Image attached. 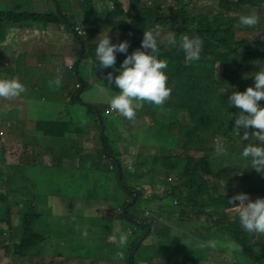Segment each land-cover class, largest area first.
<instances>
[{
	"label": "trees",
	"instance_id": "16d2710c",
	"mask_svg": "<svg viewBox=\"0 0 264 264\" xmlns=\"http://www.w3.org/2000/svg\"><path fill=\"white\" fill-rule=\"evenodd\" d=\"M174 1L178 8H175L176 12H174L169 7V15H164L156 3L149 5L151 3L144 4L136 0L135 4L138 6H133L130 0L110 2L116 16L132 18L130 26L135 34L141 35V39H143L144 31L152 30L157 37V34H162L164 30H172V25L178 19L183 26L184 35L190 38L200 37L203 41L200 60L186 66L185 54L179 46L180 38L176 39L175 46L170 45L168 40L163 42L160 38H156L158 56H160L158 59L168 61L166 75L169 83L172 84V97L175 99L167 103L166 107H170L169 110L165 108L159 118L151 113L140 115L137 111L135 123H139L140 120L143 128L158 129L160 137L166 140L165 146H159L162 151L153 159L154 163H136V170L133 172L127 170L126 178L120 165L122 175L119 178V171L112 157L119 162V153L122 152L120 145L130 146L131 141L129 139L118 141L115 133L117 129L125 125V129L131 134L129 126L137 125L128 120L125 122L126 119L116 113L115 116L119 122H108L103 116L114 115L109 104L103 114L96 107V103L85 105V113L89 119L83 122L85 125L81 123L82 121L74 123L71 116L73 110L69 114L68 108L53 121L34 120L32 130L21 133L22 145L18 144L17 163H6L3 157L6 147H0V189H3L0 190V226L4 225L6 228L0 227V242L7 244L0 247V253L6 259L3 264H16L15 259L18 258L36 257L42 253V244L46 242L50 243L52 252L62 248V252L58 253V259L75 258L73 249L66 250L64 242L74 246L79 244L78 246L86 252L87 243L92 244L94 241L98 242L99 250L104 248V244L106 245L104 250L107 255L109 249L112 254L123 251L125 264H138L135 260L136 251L133 259L129 258L130 253L136 246L138 249L139 245L143 247L140 240L158 236L143 220L139 219L135 210L131 211V206L128 204L133 196L121 186L128 188V182L131 181V188L140 191L138 199L141 200L142 193H145V184L138 182L136 178H142L149 170L157 166L169 174L164 179L159 177L156 183L168 184L167 178L171 175L170 172L177 174V182L170 185V192H165L163 198L166 201H175L178 215L174 218L178 220V223L172 224L169 233L176 234L175 236L180 239L167 251L161 243L162 247H158L156 253H159V257L150 259V264L155 261L156 264H197L200 261H209V253H212L211 261L214 264H264V235L245 232L240 227L239 216L234 205L228 204V200L237 194H225L220 191L221 182L230 178L228 168L231 165L240 169L236 179L227 181L240 183L244 194H247L252 201H255L257 197L264 198V174L253 175L251 171L254 169L251 168L250 158L242 156L246 143L239 142L234 129V116L239 114V109L231 107L228 102L232 92H243L246 88L254 86L255 74L264 70L262 69L264 42H252L237 37L236 33L240 29L236 30V22L241 12L238 17H230V14L237 13L243 6L258 7L264 0H219L215 15L195 16V18H191V12L194 9L191 0ZM78 2L84 6L87 5L86 2L91 5L93 0H78ZM56 3H58L57 0ZM20 5L15 11H0V54L7 49V46H3L4 35L6 33L11 35L10 32L15 33L14 29L30 30L35 25H40L60 30V22L70 23L65 13L59 15V9L56 7L54 12L39 14L27 12L23 4ZM87 10H89L88 16H93L91 10ZM87 26H84L86 30ZM74 27L71 25L72 29ZM80 28L86 31L85 28L81 26ZM179 35H181L180 32ZM14 37L15 35L10 39ZM77 39L81 41V38L77 37ZM83 42L84 40L82 44ZM141 50L144 51L142 48ZM82 58L83 60L87 58L86 53ZM98 63L99 61L97 65L100 66ZM1 76L3 75H0V79H2ZM82 85V88L71 93L68 104L70 101V104L76 101V94L86 86L84 82ZM259 103L261 107H264V101ZM90 107L95 108L101 117L102 130H100L96 113ZM165 118L171 121L166 124ZM55 122L69 126L64 133L59 130L58 133L52 132L55 137H52L50 145L47 146L53 153L49 165L41 162L35 164L32 160L33 154L26 153L37 143L32 131L40 130V124H46L42 130L51 132L47 130V127ZM83 129L87 130L83 131ZM76 130L83 132H76ZM248 131L251 134L252 129ZM91 132L95 133L96 139L99 140V150L90 152L81 146L76 147L79 138ZM40 134L39 144L41 145L45 139L44 134ZM202 134L219 136L228 143L221 163L218 162L214 153L203 149ZM242 134L243 129H241ZM12 135L15 136L13 133ZM165 150L170 151L165 152ZM85 154H90L92 161L85 163L82 158ZM32 167V170L38 171V177L30 175L26 170ZM45 171L52 177H48V173L43 174ZM53 172L58 173V176L54 177ZM42 178L54 181L52 189L45 195L39 188ZM242 189L239 188L238 191L243 193ZM64 197L68 198L71 211L79 209V207L75 208L77 204L93 200L92 202L100 205L99 209L106 206V212L115 213V219L100 217L98 222L93 224L96 230L94 232L87 230V239L81 236L78 242L68 240L72 238L64 235L68 227L76 236L81 235L84 228L81 218L74 217L72 212L68 214V211H61L58 207L51 205L43 208V205L50 203L53 199L64 202ZM115 208L121 211L117 213ZM13 216L18 218L17 225L12 223ZM168 221H170L169 217ZM182 222L197 233L198 239L189 243V237L175 227ZM77 227L80 230H77ZM41 229L45 232L44 236L38 232ZM123 230H131V235H129L127 247L118 249L117 244L110 239L112 234H107L114 233L118 236V232ZM5 232L7 234H4ZM220 243L228 246L230 251L222 249ZM201 245L204 246L201 247ZM216 252L221 256L220 259H214L213 254ZM220 253H224L226 257ZM98 257H102L101 252ZM86 258L87 256L82 254L79 256L83 264L88 262ZM139 258L142 260L141 264H147L144 258L141 256ZM115 259L122 261L116 255Z\"/></svg>",
	"mask_w": 264,
	"mask_h": 264
},
{
	"label": "rangeland",
	"instance_id": "374dc122",
	"mask_svg": "<svg viewBox=\"0 0 264 264\" xmlns=\"http://www.w3.org/2000/svg\"><path fill=\"white\" fill-rule=\"evenodd\" d=\"M9 2V0H7ZM27 4L30 5V3L28 2V0H24ZM60 1V2H59ZM57 0L58 2V7L59 8V15H63L64 13L66 14L68 20L70 21V23H61L60 25L62 26L61 31H63L62 33H64V36L61 34H56V37L58 38L53 40V37H50L48 39L49 44H58L61 47V51L64 52V50L67 52V50L64 48V42H66L71 48H75L77 49L78 52L81 53V45L86 47V55L90 58H92L90 60V58H88L86 61L82 62L79 61L80 59V55L79 57H74L73 58V64L75 65V67H77V71H78V76L72 74L74 73V65L72 64V68L71 70H68L67 68H63L64 72L68 73L73 81H79V78H81L83 80V82L85 83V88L81 89L80 93H77L79 95V99L77 100L75 98V102L73 104H70L71 101L68 102L62 98V96L57 97L54 94H50L49 98L47 99V97L45 98V102L41 100V95L39 97V104H36L35 106V101L33 99H30L27 95V92L22 93L24 95H26L25 99H29V101H25V99L23 101H16L14 103H5L3 101H0V133H4L3 136L0 137V147L2 148V146L6 147L3 153V157L6 163L10 164V163H17L18 159L16 158V154L19 151V145H22L21 143V134L20 132L22 131H26V130H31L33 128V121L35 119H40L41 117H43L44 119H41V121H53L54 119H56L59 116H56L54 118H52L54 115H57L58 113V105L60 103H63V108L66 109L68 108V112L70 114V111L73 110L71 112V116L74 119V123H77L75 121H82L81 123L84 124L83 122H85L86 120L89 121L86 113H85V105H90V103H92L93 105H95V103L97 104L96 107H98V109L102 112L104 109L106 108V106L109 104L108 100L111 96L117 95L119 89L114 85L111 84L109 85L108 82L105 79H100V80H94L91 78L90 73L91 71H101V72H105L106 70L109 71L111 70V73L113 74V76L118 75V71L120 70V65L122 64L123 60L126 58L125 54L122 53H116V64L114 65V67L112 68H101L100 66L97 65L98 59H94L93 57H96L95 55V48L98 45L99 41L101 39H103L106 35L109 36L110 38V43H115L116 44L118 42H123V41H127L129 38L127 37V35L129 34V30L130 33L132 32V29H130V21L132 20L131 17L128 16H123V17H119L116 16L112 10L113 7H111L110 2L113 0H93V2L90 3L86 2L87 5H80L78 0ZM142 3L144 4H149V5H153L154 3H156V5H159L161 8V11L164 15H169L168 9L169 7L172 8V10L174 12L175 8L177 9L178 6H176V2L174 0H140ZM208 3L213 4V8H209L206 10H201V8L198 9V3L199 0H195L194 4L195 7L198 9L199 13L201 15H215L218 11L217 8V3L219 0H206ZM54 0H35V2H31V4H34L35 8H44L46 9V11L49 9V13L54 12L55 8L53 5ZM62 2V3H61ZM64 2V4H63ZM131 5L133 6H138L136 5V0H130ZM38 5V6H37ZM24 6H26V4H24ZM23 6V7H24ZM40 8V9H41ZM52 8V9H51ZM6 9V5H5V0H0V11H5ZM40 9H36V13L42 14L40 12ZM85 9V10H84ZM90 9L92 12L93 16H88V12ZM255 11V13L259 16V23L255 26V27H245V26H241L238 23V26L236 27L237 29H241L240 31H238V33H236L237 37H240L241 39H247L249 41H259V42H264V1L262 5H259L258 7H254L253 5L251 6H243V8L241 9V15H248L250 14L252 11ZM197 12V10H196ZM161 13V14H162ZM162 14V15H163ZM87 16V17H86ZM97 17V18H95ZM89 19V18H94V20H96V24H89L87 26V31L86 33L88 34L86 37L81 38V41H79L75 35V33L73 32L71 25L75 26V27H80V25H82L83 27L85 26V20ZM107 18H111V22L113 25H116L114 27V29L109 26L106 27L104 25V23L107 21ZM80 24V25H79ZM183 26L180 24L179 20H176V22L172 25V30H164V32L162 34H157V39H161V41H166L168 40L170 34L172 32L176 33V39L180 38L182 39V36L184 35V33H182ZM160 31V30H159ZM179 32L181 33V35H179ZM139 35V34H137ZM28 36H25V38H27ZM64 37V38H63ZM1 39V38H0ZM4 39V38H3ZM82 40H84L83 44H82ZM88 40V41H87ZM115 41V42H114ZM95 43L96 45L93 48V52L91 50H89L87 48V43ZM128 42V41H127ZM18 42H14L12 44V51H17L15 54V58L18 56L19 51H18ZM5 60V59H4ZM90 60V62H89ZM96 60V61H95ZM9 61V60H7ZM7 61H4L3 63L0 61V67L1 64L3 65V71L4 73H8L9 72V63ZM62 63V61H61ZM92 63V64H91ZM99 64V63H98ZM100 65V64H99ZM118 66V69H117ZM262 69H264V66H262ZM114 70V71H113ZM2 72L0 71V75L2 74ZM89 78H88V76ZM2 79H9L8 77H4L1 76ZM60 77H62V80L64 81V74L60 75ZM64 83L67 85L66 87L68 88V91H70V95L71 93L75 92L74 89V85L72 80H66L64 81ZM64 84V86H65ZM169 87H172L171 83H168ZM25 88L30 89L32 88V86L27 83V86H25ZM76 94V95H77ZM171 96H173V92L171 93ZM23 98V97H21ZM43 98V97H42ZM62 99V100H61ZM64 99V101H63ZM173 99V100H172ZM174 97H170V99L166 102V104L163 106L162 110H164L165 108H167V103L168 102H172L174 101ZM71 100V99H70ZM172 100V101H171ZM145 104V103H144ZM170 108V107H169ZM169 108H167L169 110ZM167 110V111H168ZM114 115H107V116H103L108 122L113 121V122H119V119L115 116V112H112ZM162 112H160L159 114H161ZM174 115V112H172ZM69 118V117H68ZM171 120L168 118H165V122L166 124H168ZM12 122H14L17 127L16 129L12 128ZM125 122H127V120H125ZM46 124H40L39 129L37 130L36 133V137L38 139H41V134H44V139L45 141L42 142V144L40 145L38 141L36 144H34L35 146L30 147L27 150V154L31 155L34 158H32V160L34 161L35 164L37 163H44V165H49L50 160L53 156V153L51 152L50 148H48L47 146L50 145L51 139L52 137H55L53 135L52 132H57L58 130L61 131L62 133H64L66 127H68L69 125H64V123H53L51 125H49L47 127V130H51L50 131H43L42 129L44 128ZM85 125V124H84ZM9 126V127H8ZM89 126V125H88ZM127 126V125H126ZM124 127V129H123ZM122 128L117 129V132L115 133V138L118 137V141L120 140H125V139H129L131 141V144H129L130 146H122L120 145L121 149H122V157L119 158V163L123 169V174L124 177L126 178V173H127V169H126V165L132 164V171H135V164L136 163H141V162H146V163H154L153 162V155L157 156L158 153H160L162 150L158 149L151 145L149 142L153 141L152 143H156V145L158 146H165V138L160 137V133L158 132V129H153V128H147L146 131L143 132V129L141 127H134V125H130V133L129 134L127 132V130L125 129V125H123ZM55 130V131H54ZM87 129H83V131H86ZM83 132L82 130H76ZM12 133L15 135L13 136ZM62 135V134H61ZM96 134L91 132V134H85L82 138V136L79 138L76 147L80 146L82 148H85L88 151H92V150H99L100 148V144H99V140L96 139ZM202 140H203V144L204 147L203 149L205 151H209L211 153H214V145L217 142H222L225 145V148L228 146V143L225 142L223 140V138L216 136V135H212V134H202ZM27 139L29 140V137H27ZM81 139V141H80ZM240 142V140H239ZM255 143L254 138L250 139L248 142L244 141L243 143ZM241 143V142H240ZM138 150H137V147ZM149 148L151 149H155L153 152L151 151L152 155L151 157H139V160L135 161V154L136 151L138 154H142L145 153V155H147L149 152ZM170 150H165V152H168ZM132 155V156H129ZM176 156V155H175ZM132 157H134V160H132ZM224 156L222 157H217L218 162L221 163L222 159ZM86 162H90L92 161L91 155L90 154H85L82 157ZM84 163V164H85ZM157 164V162H156ZM33 167L29 170L26 169L30 175H34L38 177V171L37 170H32ZM236 168L232 167L231 165H229L228 168V176H230V178H227L225 182H221L220 184V191L221 193H236V194H240L242 192H239L238 189H242L240 183H234V181L232 182H228L230 180H234L236 179L237 176V172H239V168L236 169V171H234ZM48 172L45 171V173L43 174H47ZM55 173V174H54ZM251 173L253 175H257V172L255 170H252ZM169 174L167 171L162 170V168L160 167H154L151 170H149L146 175H144L142 178H136V180L138 182L144 183L146 188H153L152 190H155L154 192L151 191L150 189V194L154 195L153 197L157 198V199H161L162 196L164 195L165 192H170V185L171 184H175L177 182V174L175 173H171L173 175H170L169 178H167L168 181V185H157L158 183H156V181L158 180L159 177H162V179H164L166 177V175ZM241 176V174H239ZM53 176L56 177L58 176V173L53 172ZM48 177H52L50 175V173H48ZM138 177V176H137ZM228 180V181H227ZM47 181V182H45ZM238 181V180H237ZM54 181H52L51 179H43L42 178V183H40V190L44 193V195L46 193H48L51 189H52V185H53ZM156 183V184H155ZM42 186V187H41ZM156 186V187H155ZM131 187V183L128 182V188ZM0 190H3L2 188ZM243 191V189H242ZM154 193V194H153ZM244 193V191H243ZM259 198V197H257ZM68 198L64 197V202H62L61 200H51L50 203H46L45 205H43V208H47L50 205L53 207H58L61 211L66 210L69 212L73 213V216H76L77 218H81V224L83 225V227L85 228L86 226L89 228L90 224L93 222L94 218L93 217H108L109 219H115L114 215L115 213H111L110 211L106 212L105 211V207L102 208H98L100 207V205H98V203H94L92 202L93 200H90L89 202H85L84 205L86 206L85 208L83 207L82 204H77L75 208L78 207H82L78 210L73 209L71 211L70 209V205L68 204ZM133 202V200H132ZM96 205V206H93ZM98 208V209H97ZM145 207L143 206V204L141 202H137L134 206H131V211L135 210L136 212H141L142 210H146L144 209ZM108 209H113L108 207ZM165 212L167 213L166 215L170 218L169 223H165V221L168 220V218L165 219V221L160 225V226H156L155 227V235H157L159 238H146L143 240H140V243H142L143 247H140L139 245V249H135L134 252L136 251V261L138 264H141L142 260L141 258H139L140 256L142 258H144V262H146L147 264H150V259L154 258V257H159L157 253L158 247H162L160 246V244H164V246L166 247V251L170 249V247H172V245H176L179 242L178 237H176L174 233H169L171 228H172V224L173 223H178V220H176L174 217L176 215H178V209L176 208V205H171L170 207H166L165 208ZM173 216V217H171ZM139 217L142 218V214H139ZM163 220V219H162ZM12 222L13 225H17L18 223V218L16 216L12 217ZM80 223V222H79ZM118 223V222H116ZM156 225V223H155ZM0 227L5 228L4 225H1ZM16 227V226H15ZM180 232L184 233L186 236L189 237V243H192L195 239H198L197 233L195 231H193L190 227H188L187 224H184V222L180 223L179 225L175 226ZM88 230V229H87ZM89 230L91 232H94L95 230L92 228H89ZM116 231V230H115ZM124 232L127 233H131V230H123ZM38 232L44 236L45 232L44 230H38ZM116 233V232H115ZM119 233V232H118ZM79 234V233H77ZM115 235L114 233H110L107 235ZM64 235H69L72 238L68 239V240H74L76 242H78V239L81 237V235H77L74 234V232L70 231V228L68 227V230H65ZM153 240V241H152ZM112 241V240H111ZM113 242V241H112ZM153 243V244H152ZM65 245V249H73V252H75L76 257L75 258H71V257H65L63 260L58 259V253L62 252V248H58L59 250L56 252H52L51 250V245L49 242L43 243L42 244V253L38 254L37 256L39 258L36 257H31V258H18L15 259L16 264H48L49 262H55V264H83L82 260L79 259V256L82 254L83 256H87L86 258V264H100L102 262H105L107 264H118L120 262V260L115 259V254H112L111 250H107L109 252V254L107 255L105 253V247L106 245L104 244V248L99 250V245L97 241H94L92 244H89V242L87 243V251L84 252L80 246H78L79 244H67L64 242ZM155 244V245H154ZM161 244V245H162ZM154 245V246H152ZM232 246V245H231ZM60 247V246H58ZM75 247V248H74ZM220 247L226 251H230L228 250V246H226L223 243H220ZM80 250V252H79ZM90 250V251H89ZM104 250V252H103ZM99 252L102 253V257H98ZM208 254V252L206 253V255ZM220 254H224V253H220ZM134 255V253H133ZM212 253H209L208 255V260L209 261H200L197 264H214L212 258H211ZM223 256L226 257V255L224 254ZM213 257L215 260L220 259L221 256L216 252L213 254ZM148 260V262H147ZM6 262L5 257H3V254L0 253V264H3ZM99 262V263H98ZM122 264H125L124 259L122 260ZM152 264H156L152 263Z\"/></svg>",
	"mask_w": 264,
	"mask_h": 264
},
{
	"label": "clouds",
	"instance_id": "9594fccd",
	"mask_svg": "<svg viewBox=\"0 0 264 264\" xmlns=\"http://www.w3.org/2000/svg\"><path fill=\"white\" fill-rule=\"evenodd\" d=\"M191 1L194 4L195 0ZM211 7L213 8V4L210 3L208 6L198 7V9L201 8V10H206ZM242 8L243 7L239 8L237 13L230 14V17H238ZM198 9L194 4V9L191 12V18H195V16H204L199 13ZM238 23L241 26L249 28L255 27L259 23V16L253 10L248 15H241L239 20L236 22V27L238 26ZM75 28L76 27L72 29L74 33ZM130 29H132L131 26ZM132 32L135 33L133 30ZM128 33H130V30ZM86 36L87 33L84 37ZM136 37L137 41L140 43V47L144 49V51L136 49L130 55H127L129 43L127 41H123L119 44H111L108 35L101 39L95 48V55L99 61L100 67L105 69L114 67L116 64V53H122L126 55V58L120 65L118 75L113 76V74L109 72L104 77V79L109 85L114 84L119 89L118 94L111 96L108 100L110 110L132 123H135L136 121L137 111L155 114L159 118L161 115L159 113H163L162 108L170 99V97H172L171 93L173 92V87L168 86L169 81L168 76L166 75L168 61L165 59H158L160 56H158L159 49L156 35H154L152 30H148L144 31L143 39H141V35L136 34ZM168 43L173 46L176 45V33L172 32L170 34ZM179 46L185 54L184 63L186 66L200 60V54L203 48V41L200 37L190 38L185 34L182 36ZM82 56L79 61L84 62L90 58L87 56V58L83 60ZM68 70L71 69L68 68ZM74 72V75L77 76L78 71L74 70ZM61 79V77L57 76L53 80H50L48 82L49 87H61ZM82 82L83 80L81 78H79V81H76L74 87L75 91L82 88ZM78 83L81 84L80 88H76ZM26 91L27 89L25 86L16 77L0 79V99L11 100L19 97ZM69 100L70 99H67L66 101L68 102ZM260 101H264V70L258 71L255 74L254 86L246 88V90L243 92H232V94L228 97V102L231 107L239 109V114L234 116V129L236 130V134L239 137L240 142L244 144V141L248 142L253 138L255 140V143L245 144L246 146L243 148L242 156L244 158H250L252 169H254L257 173L264 174V107L260 106ZM12 128H17V125L14 122H12ZM241 129H243L242 135ZM249 129H252L251 134L248 131ZM3 135L4 133H0V137ZM157 148L161 149L158 145ZM214 152L217 157L224 156L226 154L225 145L222 142H217L214 145ZM112 159L114 160L116 167L117 164L120 167V163L117 161V159L113 157ZM126 169L130 172H133L132 164L128 163L126 165ZM130 183L132 182L130 181ZM157 185L168 184L158 183L156 186ZM124 188L123 189L125 191L129 190V192H126L133 196L129 201L128 206H134L137 202H141L145 207L144 209L146 210H142L141 212L137 211L138 216L140 213L142 214V218L139 217V219L143 220V222L155 233V227L157 225L160 226L165 221V219L168 218L165 208L170 207L173 204L175 205V201H166L163 196L161 199H157L153 197L154 195L150 194L151 188L149 189L146 187H144L145 193H142L141 200H139V190L132 189L131 187ZM152 189H154V187ZM152 189L151 191L154 192L155 190ZM228 204L234 205L233 207L239 216L240 227L245 232L264 235V198H257L255 201H252L247 194L240 193L229 199ZM82 205L84 208L86 207L84 203ZM80 208L82 207H79V209ZM115 209L117 213L121 211L119 208ZM165 223H169V221L167 220ZM92 224L93 222L91 225ZM77 230H80L79 227H77ZM4 234L7 233L5 232ZM129 235H131V233L128 234L127 232L120 231L118 236L112 235L110 239L117 244L118 249H123L128 245ZM81 236L83 239L88 238V232L86 228L81 232ZM4 244L7 245L6 242H0V247H2ZM203 246L204 245H201V247ZM135 249L137 250L138 246H136ZM133 253L135 252L132 251L130 253L132 254V257L129 255V258L133 259ZM115 255L121 260L125 258V253L123 251H117Z\"/></svg>",
	"mask_w": 264,
	"mask_h": 264
},
{
	"label": "crops",
	"instance_id": "0c3cea01",
	"mask_svg": "<svg viewBox=\"0 0 264 264\" xmlns=\"http://www.w3.org/2000/svg\"><path fill=\"white\" fill-rule=\"evenodd\" d=\"M28 2L30 3L27 4L24 0H9V2L7 0H5V5H6V10H10V11H15L18 10V8L21 6L20 4H23L22 6H24V4H26V6H24L23 8L27 11V12H31V13H36V9H40L39 8H35L34 4H31V2H35V0H28ZM60 2V1H59ZM62 3V2H61ZM64 4V2H63ZM210 3H208L206 0H199L198 3V7H206L208 6ZM54 8H60L58 7V3H56V0H54L53 2ZM56 5V6H55ZM38 6V5H37ZM52 9V8H51ZM49 9L46 11V9L41 8L40 12L44 13V14H49ZM97 20V19H96ZM96 20L94 19H86L85 20V26L89 25V24H96ZM111 18H107V21L104 23V25L106 27L111 26L113 29L116 25H113L111 22ZM87 24V25H86ZM80 25V24H79ZM81 27H83L82 25H80ZM85 28V27H83ZM62 26L60 25V30H54L52 28H49L47 26H40V25H35L33 29L30 30H13L15 33H11V35H7V33L4 35V42H3V46H7V49H4V51L2 52V54H0V61L3 63L4 61H7L9 64V72L6 74L3 71V65L1 64L0 67V71L2 72L1 75H3L4 77H8V78H13L16 77L19 79V81L24 85L27 86V83H29L32 88L28 89L27 88V95L30 99H33L35 101V106L36 104H39L40 100L39 97L40 95L43 97H41L42 101H46L45 98L47 97V99L49 98L50 94H54L57 97L60 98V96H62V98H64L65 100L70 98V91H68V88L66 87L67 85L64 83V81L66 80H72L73 84H76V81H73L72 77L64 72L63 68H67L68 69V65L69 64H73V58L74 57H79L80 52L77 51L76 47L75 48H71L66 42H64V48L67 50V52L64 50V52L61 51V47L58 44H49L48 39L50 37H53V40L58 38L56 37V34H61L64 36V33H62L63 31H61ZM86 30V28H85ZM87 31V30H86ZM17 34V35H16ZM15 37L11 40L10 37L14 36ZM25 36H28L27 38H25ZM127 37L129 38L127 41L129 43V47H128V51H127V55L131 54L133 51H135L136 49H140V43L137 41V37L135 33H129L127 35ZM64 38V37H63ZM55 40V41H57ZM88 41V40H87ZM14 42H18V51L19 54L18 56L15 58V54L17 51H12V44ZM115 42V41H114ZM120 42H118L117 44H119ZM112 44H116L112 43ZM96 44L95 43H87V48L89 50L93 49L94 46ZM82 54L86 53V47L82 46ZM93 51V50H92ZM5 59V60H4ZM92 58H90L91 60ZM97 59V57H93V60ZM80 60V59H79ZM89 60V62H90ZM62 61V63H61ZM92 64V63H91ZM74 70L77 71V68L74 66ZM118 69V66H117ZM114 71V70H113ZM111 73V70L107 71L106 73H103V76H99L100 79H104V77L107 75V73ZM64 74V81L61 79V87L59 88H55V87H49L48 82L50 80H53L54 78H56L57 76L60 77V75ZM72 74H75L72 73ZM88 76V74H87ZM62 78V77H61ZM89 78V76H88ZM92 78V77H91ZM93 79V78H92ZM65 84V86H64ZM75 87V85H74ZM74 93V92H73ZM23 97V98H21ZM26 95L21 94L19 97L11 99V100H6V99H0V101H3L5 103H14L16 101H23L25 99ZM63 99V101H64ZM29 101V99H25V101ZM62 100V99H61ZM63 103H60L57 107V109L59 110L57 115H54L52 118L56 117V116H60L62 114V112L64 111L63 109ZM138 114H143L142 112H138ZM123 118V117H122ZM44 119L43 117H41L40 119H35V120H40ZM137 126L134 127H141L143 129V132L146 131L147 129L141 124L140 120L139 123H135ZM19 128V127H17ZM16 129V128H14ZM32 130V129H31ZM22 132H20L21 134ZM36 133L37 131H32V134L34 135V138L37 139V142L40 140L36 137ZM45 141V140H44ZM153 141L149 142L151 145H153L155 147V149L157 148L156 143H152ZM137 147V146H136ZM154 148L151 149L149 148V153L147 155H145V153L142 154H138L136 151L135 154V161L139 160V157H151V151L153 152L155 150ZM138 150V147H137ZM121 151V149H120ZM132 156V155H129ZM122 157V152L119 153V158ZM156 155L152 158H155ZM132 160H134V157H132ZM130 163V162H129ZM100 219V217H96L93 220V224L97 223L98 220ZM109 219V218H106ZM89 225V228L92 229H96V227L94 225ZM86 229H89L87 226L85 227ZM83 228V230L85 229ZM73 258V257H71ZM48 264H55V262H50ZM93 264V263H91ZM118 264H122V261L119 262Z\"/></svg>",
	"mask_w": 264,
	"mask_h": 264
},
{
	"label": "water",
	"instance_id": "95a60500",
	"mask_svg": "<svg viewBox=\"0 0 264 264\" xmlns=\"http://www.w3.org/2000/svg\"><path fill=\"white\" fill-rule=\"evenodd\" d=\"M82 50V49H81ZM82 52H83V50H82ZM82 52L80 53V58H81V56H82ZM90 76L94 79V80H100V78H99V76H103V72H101V71H91V73H90ZM76 99L78 100V94L76 95ZM87 107H89V106H87ZM90 109L94 112V113H96V115H97V118H98V121H99V127H100V130H102V120H101V117L99 116V114H98V112L96 111V109L95 108H92V107H90ZM117 167H118V171H119V178L121 177V172H120V167H119V165L117 164ZM122 188H124L123 186H122ZM125 189V188H124ZM127 192H129V190H126ZM130 257H132V254H130Z\"/></svg>",
	"mask_w": 264,
	"mask_h": 264
},
{
	"label": "built area",
	"instance_id": "2783aa9c",
	"mask_svg": "<svg viewBox=\"0 0 264 264\" xmlns=\"http://www.w3.org/2000/svg\"><path fill=\"white\" fill-rule=\"evenodd\" d=\"M74 31H75V33H76L77 36L84 37L86 35V32L84 30H82L80 27H76L74 29ZM68 68L71 69L72 68V65L71 64L68 65ZM80 87H81V84L78 83L76 85V88H80Z\"/></svg>",
	"mask_w": 264,
	"mask_h": 264
}]
</instances>
